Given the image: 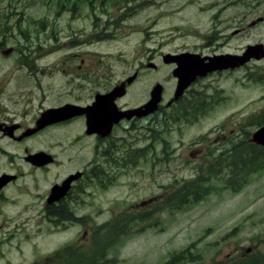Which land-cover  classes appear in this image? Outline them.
<instances>
[{
	"label": "rangeland",
	"instance_id": "obj_1",
	"mask_svg": "<svg viewBox=\"0 0 264 264\" xmlns=\"http://www.w3.org/2000/svg\"><path fill=\"white\" fill-rule=\"evenodd\" d=\"M116 1L0 0V38L3 31L8 34L7 41L2 44L0 41V81L5 82L12 74L18 77L16 67L21 65L17 52L25 46L32 53L35 47L38 56L43 55V50L51 52L50 56L38 61L41 67L60 66V61L71 50L74 53L87 50L96 52L94 54L100 57L104 66L112 68L111 72L107 70L106 73L109 80L124 79L134 73L131 63L141 67V62L148 63L147 58L153 57V63H157L159 69L143 73L130 88L133 101L128 100L134 105L146 104L157 84L164 88L163 106L159 113L139 122V129L131 134H119L123 138L120 143L132 146L134 152L130 157L136 159V164L124 171V166L114 169L111 167L114 163L105 160L102 167L105 173L112 177L116 175L115 181L108 184L111 179L105 178L104 187L89 183L87 193L72 204L74 218L69 221L58 219L57 224L51 223L38 212L43 203L17 194L10 199L19 202L0 206V264H45L55 252L75 244L89 246L87 249L80 247L81 252L90 250L95 247L93 237L99 226L127 210L144 208L152 211L156 208L152 203L159 197L184 182L194 180L201 171H205L209 164V160L206 162L204 159L208 147H216L211 156L215 159L218 152L227 146L220 144L224 136H233L235 141L241 138L250 141L260 128L249 125L250 118L262 115L264 120V59L250 64L247 70L249 80L243 79V70L227 81L211 84L212 91L222 87L223 96L228 99L224 100L225 106L217 105L210 114L212 107L208 108L205 116L195 117L188 122L177 115L178 111L180 114L193 111V108H181L194 102V93L199 87H192L194 89L187 93L178 107L166 108V102L174 96L177 80L172 74L173 67L164 64L162 55L184 43H193L196 38L192 34H185L183 28L180 34L172 36L177 37L172 41V38L164 36L169 28L164 18L158 15L153 16L156 21L146 20L149 12L144 9L138 11L141 13H136L135 17H129L114 32L117 36L115 39L98 43L95 36L105 26L107 15L116 14L115 18L118 19L125 12L116 5ZM73 6L81 11L82 19L78 15L75 17L77 19L72 18L70 10ZM129 6L135 8L137 4L126 8ZM262 9L260 14H264ZM71 36L77 42H91L92 45L68 47ZM234 41V45L242 43L241 39ZM248 41L250 44L264 42V27L251 28ZM11 48H16L15 54L4 59L2 53ZM40 79L55 87L62 85L57 77L52 81L43 77ZM241 80L244 81L243 86ZM19 81L25 82L23 79ZM62 87L66 89V85ZM208 94L211 95V91ZM146 126L153 129H143ZM92 141L85 142V163L96 156ZM67 144L68 140L65 142ZM61 158L63 163L64 156ZM124 162L125 158L121 157L119 165ZM71 171H75V168L69 169L66 163L53 169L48 180L39 184L41 194H45L52 183ZM223 175L209 183L215 190L202 201L181 210L158 212L154 215L155 225L149 222L134 223L136 231L122 237L109 250V260L117 264H222L228 258L264 255V169L251 175L237 193L225 187Z\"/></svg>",
	"mask_w": 264,
	"mask_h": 264
},
{
	"label": "flooded vegetation",
	"instance_id": "obj_2",
	"mask_svg": "<svg viewBox=\"0 0 264 264\" xmlns=\"http://www.w3.org/2000/svg\"><path fill=\"white\" fill-rule=\"evenodd\" d=\"M133 3L137 4L135 8H126ZM116 5L125 12L120 14L118 19L115 18L116 14L107 15L108 20L101 30L102 33L99 32L95 36L98 43L115 39L117 36L114 32L124 25L129 17H135L141 13L138 11L144 9L149 12L146 20L156 21L153 16L158 15L164 18L163 21L169 27L164 36L172 38V41V36L180 34L183 28L186 30L185 34H192L196 38L195 42L184 43L177 46L176 50L162 55L164 64L173 67L172 74L179 68L177 61L173 60L174 57L193 61L201 73L178 100L174 99V92L173 98L166 102L165 107L168 109L178 107L188 92L199 87L194 93L193 111L196 118L203 117L209 112L208 108L212 107V110L209 109L210 114L217 105L225 106L224 100L228 99L223 96L222 87L212 91L211 84L215 81L219 84V81H227L232 75L240 74L243 70V79L249 80L247 70L250 64L259 61L251 59L235 68L226 66L228 59L243 56L250 46L264 45V42L250 44L248 41L251 28L264 27V14H260L264 8V0H117ZM70 11L73 19H77V15L83 18L77 6H73ZM129 11L133 13H128ZM171 19L173 21H170ZM177 21L180 23L175 25ZM2 33L1 44L8 40L6 31ZM234 39H241L242 43L234 45ZM88 43L79 40L77 42L74 36H71L67 46L83 48L92 45L91 42ZM9 50L2 53L4 59L16 52V48ZM37 50L41 52L39 48ZM45 51L43 50V55L38 56L35 47L32 53L24 46L17 52L21 65L16 67L18 77L12 74L5 82L0 81V206L19 202L10 199L12 195L29 196L32 201L43 203L38 212L51 223L57 224L58 219L69 221L74 218L72 204L74 205L78 197L87 193L89 183L104 187L105 178L111 179L108 184L115 181L116 175L112 177L105 173L102 167L105 160L114 163V166H111L114 169L124 166V171L136 164V159L130 157L134 152L132 146L120 143L123 138L119 134H131L132 131L138 130L139 122L153 118L159 113L163 100L155 113L144 117L131 115L132 111L145 103H131L128 100L132 94L130 88L143 73L159 69V65L153 63V57L147 58L148 63L141 62V67L131 63L134 73L124 79L109 80L106 73L107 70L111 72L112 68L105 67L100 57L94 54L96 52L87 50L74 53L71 50L60 61V66L41 67L37 64L38 61L51 53ZM42 77L49 81L59 78L67 90L62 85L55 87L52 83H43L40 79ZM132 77L135 79L128 83ZM22 79L25 82L19 81ZM123 84L125 93L118 96L115 90ZM240 84L243 86L244 81L241 80ZM209 91L211 95L208 94ZM186 106L181 110L187 109ZM143 129L153 128L146 126ZM228 138L230 137L224 136L220 141ZM88 140H93V153L96 156L85 163V142ZM62 156L63 163H66L69 169L75 168V171L56 180L47 188L45 194H41L39 184L48 180L53 169H57L59 165L63 166ZM121 157L125 158L123 165H119ZM86 234L85 232L84 235ZM70 246L75 249L89 247L76 244ZM52 261H46L45 264L53 263ZM222 264H264V260L236 257L228 258Z\"/></svg>",
	"mask_w": 264,
	"mask_h": 264
},
{
	"label": "trees",
	"instance_id": "obj_3",
	"mask_svg": "<svg viewBox=\"0 0 264 264\" xmlns=\"http://www.w3.org/2000/svg\"><path fill=\"white\" fill-rule=\"evenodd\" d=\"M1 21V17H0ZM194 106L193 102H189L186 106L190 109ZM178 117H182L187 122L193 121L196 117L194 111H183ZM249 125L261 127L264 125L263 116L252 117L249 120ZM155 133L156 131L153 130ZM227 146L218 152L214 159L212 156L213 147H209V151L205 154L204 159L209 160L205 171L199 174L194 180L184 182L182 185L169 191L165 195L159 197L152 203L155 209L152 211L145 210H127L113 217L109 222L99 226L95 231L93 240L95 247H91L88 251L75 249L68 246L60 251L55 252L47 258V261H52L50 264H117L109 260V250L117 245L122 237L132 234L134 231L133 224L137 225L149 222L152 225L156 222L158 212L164 210H181L189 204H195L202 201L208 196L215 187H211L209 183L224 174L223 180L225 187L234 192H239L240 188L247 184L248 179L255 172L264 169V147L250 141H244L242 138L235 141L234 137L220 143ZM219 145V144H218ZM216 148V147H215ZM155 225V224H154ZM182 256L179 255V259ZM249 259L264 260V255H255ZM175 261V260H173ZM172 261V262H173Z\"/></svg>",
	"mask_w": 264,
	"mask_h": 264
},
{
	"label": "water",
	"instance_id": "obj_4",
	"mask_svg": "<svg viewBox=\"0 0 264 264\" xmlns=\"http://www.w3.org/2000/svg\"><path fill=\"white\" fill-rule=\"evenodd\" d=\"M263 58H264V45L250 46L247 52L243 56L234 57L233 59H228L226 66L235 68L245 64L251 59L261 60ZM173 60L175 62L177 61V63L179 64V68L176 69L173 74L174 77H176L178 80L175 91V97H174L175 100H178L183 95L184 91L194 82L196 76L201 73L199 72L198 67L191 60L183 59L182 57H174ZM216 65L218 66V64ZM134 79L135 77L130 78L128 80V83L132 82ZM115 93L118 94V96L123 95L125 93V84L118 87L115 90ZM162 100H163V86L157 84L151 92L150 100L144 106L132 111L131 115L132 116L137 115V117H144L149 114L155 113L159 108V105L161 104ZM251 141L257 145L264 147V126L259 128L252 135Z\"/></svg>",
	"mask_w": 264,
	"mask_h": 264
}]
</instances>
